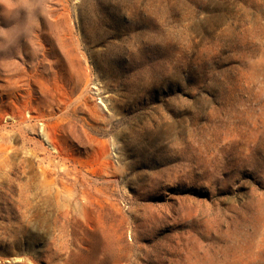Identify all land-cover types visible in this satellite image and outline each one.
I'll list each match as a JSON object with an SVG mask.
<instances>
[{"label":"rangeland","instance_id":"374dc122","mask_svg":"<svg viewBox=\"0 0 264 264\" xmlns=\"http://www.w3.org/2000/svg\"><path fill=\"white\" fill-rule=\"evenodd\" d=\"M0 264H264V0H0Z\"/></svg>","mask_w":264,"mask_h":264}]
</instances>
